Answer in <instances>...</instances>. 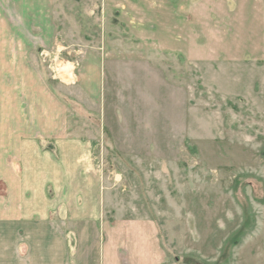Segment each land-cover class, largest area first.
<instances>
[{
	"label": "rangeland",
	"instance_id": "obj_1",
	"mask_svg": "<svg viewBox=\"0 0 264 264\" xmlns=\"http://www.w3.org/2000/svg\"><path fill=\"white\" fill-rule=\"evenodd\" d=\"M118 1L114 33L136 55L108 59L82 90L73 50L99 38V23L69 6L84 30L43 58L70 108V136L92 142L105 189L129 215L156 221L168 264H264V112L241 85L251 66L244 36L263 38L264 0Z\"/></svg>",
	"mask_w": 264,
	"mask_h": 264
},
{
	"label": "crops",
	"instance_id": "obj_2",
	"mask_svg": "<svg viewBox=\"0 0 264 264\" xmlns=\"http://www.w3.org/2000/svg\"><path fill=\"white\" fill-rule=\"evenodd\" d=\"M60 1L64 13L80 6L99 23V38L88 36L73 50L82 90L86 74H103L108 59L116 64L137 54L114 33L122 31L115 25L123 5L117 0H0V264H168L156 221L129 215L105 189L92 142L70 136V108L50 84L43 52L70 49L84 25L69 14L61 27ZM260 15L264 31V10ZM64 31L70 44L61 41ZM262 33L253 43L244 36L251 66L241 85L244 102L264 112L257 96L264 94Z\"/></svg>",
	"mask_w": 264,
	"mask_h": 264
},
{
	"label": "built area",
	"instance_id": "obj_3",
	"mask_svg": "<svg viewBox=\"0 0 264 264\" xmlns=\"http://www.w3.org/2000/svg\"><path fill=\"white\" fill-rule=\"evenodd\" d=\"M47 57H49L48 53L43 52V58H44V60H45V58L47 59Z\"/></svg>",
	"mask_w": 264,
	"mask_h": 264
}]
</instances>
